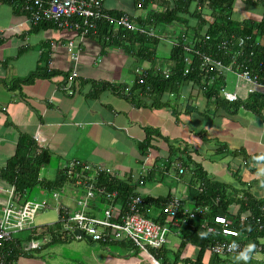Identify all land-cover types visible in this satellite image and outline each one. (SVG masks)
<instances>
[{
	"label": "crops",
	"instance_id": "obj_1",
	"mask_svg": "<svg viewBox=\"0 0 264 264\" xmlns=\"http://www.w3.org/2000/svg\"><path fill=\"white\" fill-rule=\"evenodd\" d=\"M245 2L247 4H244ZM263 2L264 0H236L232 10L234 16L231 14V17L238 20H260L264 12ZM151 5L156 4L151 2ZM104 6L109 10L126 11L132 15L142 16L144 11L143 7H137L135 0H104ZM26 16L16 11L9 1L0 0V208L8 197L7 190L10 187L1 175L2 170L5 169L8 159L13 156L20 135L35 140L37 130L42 137L37 139L44 143L43 149L49 157L48 164L42 166L41 170L48 165L54 168L55 175L52 179L56 178L58 171L72 159L94 167L109 168L112 174L124 178L142 171L145 175L150 174L153 167L162 170L170 155L169 144L165 139L167 138L175 143L179 142L181 147L185 144L192 145L190 157L201 165L212 179L221 180L220 178H225V173L228 172V178L232 182L233 173L238 170L242 183L248 185L254 194L264 195L263 108L261 113L243 110L235 114H216L210 118L207 112H211L208 108L212 96L208 99L204 95L196 94V90L189 83L181 88L185 95L175 96V99L181 97L183 101H176L179 105H185L188 101L196 109L179 112L177 119L169 108L152 106L149 96L140 99L143 100L141 104H136L131 101L127 92L123 96L114 87L119 84L127 85V75L131 74V78L133 77L132 70L142 66L139 62L135 61L134 67H126L130 58L117 48L102 49L96 36H86L81 40L69 29L43 27L42 23L30 25ZM162 30L172 29L164 26ZM70 39L80 47L76 68L79 82L75 85L73 94H67L60 89L73 69L70 54L66 49V43ZM44 43L47 47L42 46ZM43 53L47 70H58L61 73L36 77L31 83L10 89L9 86L16 77H24L36 67L44 65V62L40 61ZM156 64L158 66L159 62L154 65ZM144 65L143 67H147L150 62L147 60ZM103 82L109 85L102 87ZM167 97L172 98L168 94ZM216 121L221 122L220 126L216 125ZM148 129H157L160 134H151L146 140ZM142 144H145L144 148ZM217 146L238 154L222 157L214 153ZM142 151L145 155H141ZM253 156L260 158L252 163ZM244 160H249L247 167L242 165ZM169 170L168 177L147 179L144 186L140 187V193L151 194L155 198H165L167 194L172 193L183 195L186 189L185 181L172 176V169ZM227 182L230 183V180ZM48 195L51 196L50 193ZM155 208L152 204L149 214L157 215L159 211H154ZM59 226L49 225L43 237H35L41 239L42 251L38 248L31 253L20 255L14 264H49L43 258L44 253H48L44 252L46 245L57 241H65L68 250L78 255L77 264H118L123 256H131L126 264H135L139 259L138 255L144 259L142 264H151L129 241H99L107 246L106 249L111 248L106 254V259L99 262L94 259L95 252H86L78 245H70L69 235L84 237L74 232H65V236H62L61 231L58 232ZM173 237L177 238L172 239L174 247L169 248L167 244L171 240L168 238V243L166 242L160 250L163 261L169 264H193L198 248L187 244L179 252V238L176 235ZM257 254L259 253H253L252 259L262 261V257ZM212 255L206 251L203 262L210 261Z\"/></svg>",
	"mask_w": 264,
	"mask_h": 264
},
{
	"label": "trees",
	"instance_id": "obj_2",
	"mask_svg": "<svg viewBox=\"0 0 264 264\" xmlns=\"http://www.w3.org/2000/svg\"><path fill=\"white\" fill-rule=\"evenodd\" d=\"M6 2L10 0H4ZM141 2V7L144 8L145 13L137 15L136 17L129 14L132 21L139 25H144L147 28L153 29L155 35L147 37L144 34L139 33L137 30L127 28L120 23L116 22H101L98 21L96 31L90 32L88 36L93 35L97 37V42L101 45L102 49L105 47L117 48L128 58L134 59L137 63L150 62V65L144 69V71L137 77L135 75V69H133L134 77L132 83L129 85L119 84L114 87L115 90L121 95H125L126 88L129 86V98L136 104H141L142 98L150 97L155 108L167 107L170 109L172 114L177 119L179 112H188L196 109L195 106L190 105L186 101L183 108L180 109V105L176 102V99H169L167 94L172 93V96H178L182 86L187 82L196 80L198 75L197 71L193 68V65L186 63L184 56V49L181 47L183 45L182 34L188 37L194 32L197 35L206 32L210 34L213 40H217L220 37H229L232 33L238 34H252L254 40L262 39L260 46L253 48V62L251 64V69L258 73L261 80L264 81V12L260 20H251L244 18L241 20L231 17L232 7L235 0H135V4ZM152 4H156L151 5ZM255 3L256 1H250ZM200 4L202 7L197 8L196 5ZM264 8V2L262 3ZM153 6V7H151ZM206 8L209 7L212 22L208 23L203 19V15L208 13ZM15 8V7H14ZM16 11H20L19 7L15 8ZM104 10L114 16L126 11H115L104 8ZM128 13V12H127ZM195 21L194 23H192ZM171 23H177L179 27L178 36H180V44L172 45L167 58L166 66L169 68V76L163 77L162 72L164 70V65L162 66L158 59V45L160 42L157 39L158 36H162L164 30L162 27L168 26ZM43 27L55 26L51 22L42 21ZM206 26V27H205ZM195 36V34H194ZM252 39V42H253ZM261 41V40H259ZM43 47H47V44H43ZM40 61L44 62V65L36 67L33 71L29 72L26 76L17 78L13 80L10 84V89L20 88L22 84L31 83L36 77L40 76H52L57 73H61L58 70H47L45 66V53L40 57ZM153 63H152V62ZM159 62V65H154ZM154 65V66H153ZM157 67H160L156 69ZM165 67V68H166ZM68 77V76H67ZM66 77V81H67ZM141 79V80H139ZM79 82V75H76L74 80H72L71 92L69 89L64 88V84L60 86L67 94H73L75 91V85ZM203 81L201 80L200 83ZM219 83L218 80L215 84ZM102 87H107L109 84L101 83ZM214 84V85H215ZM215 87V86H214ZM218 90V89H217ZM264 94V93H263ZM208 95V94H207ZM127 97V96H125ZM182 105V104H181ZM210 105L214 108L210 112L211 115L227 113L235 114L241 109V102H226L225 100L212 101ZM243 106L248 110H253L254 112L261 113L262 108L264 109V96L262 93L256 92L248 96V100L243 103ZM210 108V107H209ZM148 137L151 134H160L157 129L146 130ZM169 144V157L167 162L163 164L162 170H157L153 167V172L147 175H143V178L133 180L132 177L124 178L123 176L110 175L106 172H101L97 176V182L99 184H104L110 190L117 191L118 203L121 205L125 204V201L133 193H140V187L144 186L147 179L152 178L162 179L168 177L171 172L172 176L178 177L183 182L186 183V189L182 197V205L179 209L178 216L183 215L185 208H191L194 204H206L209 206V218H213L215 214H226L229 212V206L234 203L238 205V212H253V215H260L264 209V196H256L248 187L243 189L237 188L234 184H227L220 182L218 180L212 179L203 168L192 160L189 153L193 151L192 145L180 146L179 142L174 140H169L165 138ZM145 147V144H142ZM36 144L29 136L20 135L18 142L16 144L15 152L13 156L8 159L5 169L2 170L4 179L10 183L14 184L15 191L19 195H25L30 197L32 195L33 188L37 185L38 187H44L46 190L52 185L51 180L39 179V173L42 166L47 165L49 162V157L45 153V149L37 151ZM214 153L220 156L238 154L235 151L226 150L225 148L217 146ZM141 155H145L142 151ZM253 158L259 159L260 156H255ZM181 161L184 166L183 174L177 173V168L174 165V161ZM165 169V170H164ZM236 181L242 185L240 180L239 171L233 173ZM59 177L55 178V182H58ZM142 182V183H141ZM202 184V187L198 185ZM239 186V185H238ZM201 188V191H200ZM238 192L241 193L243 197L238 198ZM146 197V210H144V215L148 218H152L154 221L163 223L166 214L160 213L164 202L170 197L171 194H167L164 197L155 198L153 195L142 194ZM218 200H215L216 197ZM103 199H100V203L104 204ZM154 204L155 209L159 212L155 216L149 214L150 206ZM200 220L194 221L193 227L190 225H182L176 227V233L179 238L178 251L180 252L187 244H191L198 248L196 257L193 264H260L261 261L253 260L251 255L255 252L253 249L250 254V259L245 262L243 260H236V255L239 251L233 253L224 254H213L211 260L207 263L203 262V256L206 252L208 246L214 241L227 240L236 241L240 243H256L259 236L264 235V231H258L255 226L253 227L251 223L246 222L243 225L235 223V228L238 229V235H223L219 233H207L200 226ZM250 229V230H249ZM207 233V235H202V233ZM174 235V233H171ZM253 241H251V240ZM262 253L264 254V244H262Z\"/></svg>",
	"mask_w": 264,
	"mask_h": 264
},
{
	"label": "built area",
	"instance_id": "obj_3",
	"mask_svg": "<svg viewBox=\"0 0 264 264\" xmlns=\"http://www.w3.org/2000/svg\"><path fill=\"white\" fill-rule=\"evenodd\" d=\"M9 3L25 12L28 16L27 19L32 24L41 21L53 22L60 27L73 30L80 39H83L89 32H95L98 21L120 23L147 37L157 36L152 29L134 23L131 16L126 12H122L117 16L106 12L103 0H10ZM138 6H140V2H138ZM197 6L201 8L200 5ZM181 37L184 39L181 47L187 53L185 56L186 63L191 65V53H195L199 58V69L206 74V84H213L215 80L222 78L227 72L235 74L234 90L228 91L224 85L219 84L216 86L218 90H215L213 97L217 95L228 101H235L247 99L250 94L256 92L264 93V81L261 80L258 73L249 67L250 58L253 55V45H260L262 41L256 40L253 43L249 34L239 36L237 38L238 45L250 47L249 53H246L243 49L237 50L226 64L211 54L202 52L201 47L205 44V40L188 39L183 34ZM158 38H161V36H158ZM208 38L209 36L206 35V39ZM172 44L178 46L180 36L177 35L176 42L172 41ZM232 46L233 40L228 38H223L217 43V47L225 53L229 52ZM67 51L74 62V67L69 72L67 81L65 80L64 88L69 89L71 92V82L77 75L76 68L80 47H77L74 40H69ZM163 75L168 77L169 68L164 69ZM192 88L196 90L195 93H200L202 89L197 85L192 86ZM177 165L179 173H182V165L180 163H177ZM63 171L67 178L66 182L76 189H81L82 195L74 200L77 209L73 210L71 205L60 201L58 192L53 193V198L57 201V218L61 225V235L65 236V232L71 234L75 229H79L90 239L103 243L129 241L140 250L145 259L151 264H168L163 261L160 255V250L168 240V234L176 233V227L182 225L193 227L194 221L198 219L200 220L198 226L207 233L212 234L221 232L223 235H238L235 223L243 225L246 222L251 223L258 231H264V218L262 215H253L251 212L240 213L237 210V205L230 210V213L225 215L216 214L213 218H209V206L199 203L194 204L191 208H185L184 214L178 216L183 198L178 197L179 195L176 193H172L164 202L160 213H165L166 217L164 222L160 223L144 215L143 209L146 210V197L144 195L133 193L125 201V204L121 205L118 203L116 190H110L106 185L97 182V176L101 172L114 175L109 168L94 167L73 159L65 165ZM143 175H145L144 171L131 175V177L135 180L143 178ZM7 192L8 197L0 208V264H14L18 256L40 248L43 245L42 241L35 237H43L49 227V224L35 225L33 223L35 210H38L39 207L45 209L49 206L46 199H41L39 204L32 203L15 193L13 186ZM100 199H103L101 202H104V204L101 208H98ZM18 232H25L27 237L15 236ZM237 243L240 247L232 249L230 247L231 241L218 240L210 244L208 250L213 254L220 255L240 251L248 244L247 242ZM255 245L254 249L260 248L259 244L255 243ZM138 257L140 260L138 259L134 263L142 264L144 259L140 255ZM130 258L123 256L118 264H126Z\"/></svg>",
	"mask_w": 264,
	"mask_h": 264
},
{
	"label": "rangeland",
	"instance_id": "obj_4",
	"mask_svg": "<svg viewBox=\"0 0 264 264\" xmlns=\"http://www.w3.org/2000/svg\"><path fill=\"white\" fill-rule=\"evenodd\" d=\"M236 2V0H235ZM235 2L233 4L232 10L234 9L235 6ZM244 2V1H243ZM250 3V2H248ZM244 4H247L246 2ZM144 10V9H142ZM144 12V11H143ZM231 14L234 16V12L232 11ZM168 27L172 28L177 34L179 33V25L177 23H171L170 25H168ZM171 32V31H169ZM171 35V33H167L166 31L163 32V35L161 36V38H158L160 40V44L158 45V61L160 62V64L165 68L167 65V56L169 55V51L170 48L172 46V38H170L169 36ZM174 35V34H172ZM177 36V35H176ZM70 59V58H69ZM135 61L130 60L129 63L126 65V67L128 66H132L134 67L135 65ZM142 66H145V61L140 63ZM127 69V68H126ZM125 74V72H124ZM131 74L127 75V84L131 83V80L133 79V77L131 78ZM18 77H16L15 79H17ZM236 81V76L234 73L232 72H228L227 75V82L224 84L225 89L228 91H232L234 89V83ZM177 102L183 101V98L179 97L177 100ZM179 105V104H178ZM181 108L184 107V105H180ZM207 116L208 117H213V115H211L209 112H207ZM219 124V125H218ZM221 122H217L216 121V125L220 126ZM217 130H219V128H216ZM227 161V160H226ZM225 178H227L226 180L231 182V179H229V173L226 172L225 173ZM55 173H54V168L50 167V165L45 166L41 172H40V177H43L45 179H52L54 177ZM39 187L36 185L33 188L32 191V195L30 197H28V200H30L32 203H37L39 204V201L43 198V197H47L50 201V205L49 207H46L45 209H42V207H39L38 210H35L34 212V216H33V221L35 224L37 225H42V224H49V225H60L58 223L57 217V209L55 207V200L51 198L50 195H45L43 193H41L40 191H38ZM59 193H60V201L71 205L73 207V210L77 209V205H75L74 200H77L81 195H82V190L81 189H76L75 187L69 185V183H64L62 185V187L58 188ZM242 197V196H241ZM100 207L102 205H99ZM154 211L158 212V209H155ZM51 222V224H50ZM59 231H61V225L59 226ZM172 234L169 233L167 236V239L170 238V243H168L167 245H169L170 247H174L175 243H173L174 240L172 239H177L174 238L173 236H171ZM15 236L17 237H26L25 232H18L15 234ZM71 237V238H70ZM68 238L70 239V242L73 247V245H78L80 247H82V249H84V251H93L95 253L94 254V259H97L99 262H103L104 259H106V254L107 252L111 249H106L105 247H107L106 245L101 244L99 241L93 240L92 242H89L88 240H86L85 238H76L73 234L69 235ZM261 240H263L261 238ZM69 242V241H68ZM56 243V244H55ZM68 244V243H67ZM46 251L44 252H48V253H44L43 258L45 260L48 261L49 264H77L78 260V255L76 256V254L73 251H69L68 247L66 246V242L65 241H57L54 243H49L46 245ZM40 251H42V248H40ZM86 251V252H87ZM54 252V253H53ZM258 256L262 257V261L260 262V264H264V254L259 251V254H257Z\"/></svg>",
	"mask_w": 264,
	"mask_h": 264
},
{
	"label": "clouds",
	"instance_id": "obj_5",
	"mask_svg": "<svg viewBox=\"0 0 264 264\" xmlns=\"http://www.w3.org/2000/svg\"><path fill=\"white\" fill-rule=\"evenodd\" d=\"M140 4H141V2H140ZM137 5V7L138 8H141L140 6H138V4H136ZM197 5H200V4H197ZM196 5V7L198 8V6ZM103 6H104V0H103ZM201 6V5H200ZM14 7V6H13ZM202 7V6H201ZM16 8V7H15ZM104 8H105V6H104ZM202 9H203V7H202ZM204 9H206L207 11H208V13H205L204 15H203V19L205 20V21H207L208 23H210V22H212V20H213V18L211 17V13H210V9H209V7L208 8H206V6L204 7ZM21 13H23L25 16L27 15L25 12H23V11H21ZM127 13V12H126ZM143 14L145 13V11L144 12H142ZM129 14V13H128ZM135 17L137 16V15H134ZM27 17V16H26ZM46 22H49V21H46ZM30 23V25H32V23L31 22H29ZM40 23H42V21L41 22H38V23H36V24H33V25H37V24H40ZM51 23H53V22H51ZM53 24H55V23H53ZM55 26L56 27H58V28H60V29H63V27H60V26H58L57 24H55ZM206 27V26H205ZM170 28V27H169ZM64 29H66V28H64ZM170 29H172V28H170ZM70 30V29H69ZM153 30V29H152ZM73 31V30H72ZM154 31V30H153ZM74 32V31H73ZM167 33H171V35L169 36L170 38H172V41H174V42H176V35H178L173 29L171 30V32H169V31H166ZM90 33V32H89ZM75 34H76V36L78 37V34L75 32ZM172 34H174V35H172ZM194 34H195V36H194ZM206 35H208L209 36V38L208 39H206ZM244 35H247V34H238V35H236V34H234V33H232L229 37H225V38H228V39H232L233 40V46L231 47V50L229 51V52H227V53H225L223 50H221V49H219L218 47H217V43L220 41V40H222L223 38H219V39H217V40H213L212 39V37L210 36V34H207L206 32H203V33H201V34H199V35H197L196 33H192L190 36H189V38L190 39H193V38H198V39H201V40H205V44L201 47V50H202V52H204V53H209V54H211L213 57H215V58H218V59H220V60H222L224 63H228L229 62V60H230V58H231V56L237 51V50H240V49H243L246 53H249V49H250V47L248 48V47H245V46H239L238 45V43H237V38L239 37V36H244ZM249 35H251V37H252V34H249ZM86 36H88V34L87 35H85L84 37H83V39L84 38H86ZM83 39H81V40H83ZM253 39V38H252ZM70 40H73V39H70ZM259 40H261L262 41V39L260 38ZM69 42V40L67 41V43ZM254 42H256V40H254L253 39V43ZM263 42V41H262ZM67 43H66V49H67ZM172 45H175V44H172ZM258 46H260V45H253V48L255 47V48H257ZM69 53V52H68ZM187 55V53L184 51V56H186ZM190 59L192 60V65H193V68L197 71V73H198V75L196 76L197 78H198V81H196V80H193V81H190V82H187L185 85L187 86V84L189 83V84H191V87L192 86H194V85H197L198 87H201L202 89H201V91L202 92H200V93H196V94H200V95H204L206 98H208L209 99V96L211 95L212 97H211V100H210V103L212 102V101H216V100H219V99H221V100H225L226 102H237V101H239V102H241V109H240V111H238L237 113H240V112H242L243 110H248L247 108H245L244 106H243V103L246 101V100H248V98L247 99H238V100H235V101H228L227 99H225V98H223V97H219V96H217V95H215V97H213V94H215V90H217V88H216V86L217 85H219V83H217V84H215L218 80L220 81V84L221 85H224L226 82H227V75H228V72L226 73V75L225 76H223L222 78H218L217 80H215L214 81V83L213 84H211V85H208V84H206V82H205V80H206V74L204 73V72H202L200 69H199V67H198V64H199V58L195 55V53H191V57H190ZM70 60L72 61V63H74L73 62V60L70 58ZM252 62H253V58H250V62H249V67L251 68V64H252ZM78 64V63H77ZM73 67H74V65H73ZM168 67V66H167ZM158 68H160V67H157L156 69H158ZM144 69L146 70V69H148V68H146V67H143V66H138V67H135V75L138 77L143 71H144ZM165 69V68H164ZM164 71V70H163ZM233 73V72H232ZM257 73V72H256ZM69 74V73H68ZM68 76V75H67ZM162 76L165 78V76L163 75V72H162ZM169 76V75H168ZM139 80H141V79H139ZM203 81L202 83H200V81ZM133 81V80H132ZM132 81H131V83H132ZM215 84V85H214ZM215 86V87H214ZM234 86H235V83H234ZM127 93L129 94V86H127ZM234 90V89H233ZM232 90V91H233ZM208 94V95H207ZM168 95H170L171 97H172V99H175V96H172V93H168ZM183 95H185L184 93H182V90H180V92L178 93V96H183ZM210 103H209V107L210 108H208V110L209 109H211V111L213 110V108H214V106L213 105H210ZM249 111V110H248ZM225 114H227V113H225ZM232 114V113H231ZM228 116V115H227ZM37 136H38V138H40L41 137V134L39 133V130H37V132H36V134L34 135V139L35 140H33L34 142H35V144H36V149H37V151H40V150H42L43 148H44V143H42V142H40V141H38V139H37ZM253 157H255V156H253ZM254 160H253V162L252 163H254V161H257V159L256 158H253ZM73 160V159H72ZM74 160H78V159H74ZM69 161H71V160H69ZM68 161V162H69ZM80 161V160H79ZM249 160H244V164H242L243 166H245V167H247V164H250L249 162H248ZM67 162V163H68ZM66 163V164H67ZM177 163H180L181 165H182V163H181V161H179V160H177V161H174V165L176 166V168H177V173H179V170H178V165H177ZM65 164V165H66ZM65 165L58 171V174H57V176L59 177V180H58V182H55L54 180H55V178L54 179H44L43 177H41V179H43V180H51L52 181V185H51V187L49 188V189H45L44 187H39V189H38V191H40L41 193H43V194H45V195H48L49 193L51 194V197H53V193L54 192H58L59 193V190H58V188H60V187H62V185L64 184V183H67L66 182V180H67V178H66V176L64 175V171H63V168L65 167ZM201 166V165H200ZM182 167H183V172L185 171L184 170V166L182 165ZM202 167V166H201ZM183 172L182 173H179V174H183ZM129 177H131V175L129 176ZM39 179H40V174H39ZM221 180H218V179H214V180H218V181H220V182H223V183H226L227 184V186H228V184H234L237 188H241V189H243V188H245V187H248L249 188V186L248 185H246L245 183H242V185H240L237 181H236V178H233V181L232 182H230V183H228L226 180H224L225 178H220ZM10 184V183H9ZM239 185V186H238ZM11 186H13L14 187V191H15V186H14V184H10V187ZM199 187H202V184H199L198 185ZM9 187V188H10ZM200 191H201V188H200ZM15 193H16V191H15ZM18 194V193H17ZM140 194H142V193H140ZM19 195V194H18ZM59 195H60V193H59ZM146 195H150V194H146ZM23 199H26V200H28V197H26L24 194L23 195H20ZM241 193L240 192H238V198H241ZM256 196H258V195H256ZM264 196V195H263ZM263 196H261V197H263ZM243 197V196H242ZM42 199H46L47 201H48V203H49V205H50V201H49V199L47 198V197H43ZM219 199V197L217 196L216 198H215V200H218ZM99 205H102L103 206V204L102 203H99L98 204V208H101ZM235 205H237V204H233V205H230L229 206V212H230V210L231 209H233V207L235 206ZM238 206V205H237ZM248 212H250V211H248ZM243 213H245V212H243ZM252 214H253V212H251ZM98 214H99V212H98ZM227 214V213H226ZM216 215V214H215ZM223 215V214H222ZM225 215V214H224ZM260 215H262V217L264 218V209H263V212H262V214H260ZM33 223H34V221H33ZM35 224V223H34ZM48 224V223H47ZM35 225H37V224H35ZM250 230V229H249ZM85 235V234H84ZM174 235H176L177 237H178V235L177 234H175L174 233ZM202 235H207V233L205 232V233H202ZM27 237V236H26ZM24 238V237H23ZM261 238L263 239V240H261ZM251 240V239H250ZM251 241H253V240H251ZM256 244H259L260 245V248L259 249H255V252L254 253H259V251H261L262 252V244H264V235H262V236H259L258 237V240H257V242H256ZM230 247L232 248V249H237V248H239L240 246H239V244L236 242V241H232L231 242V244H230ZM256 247V245H255V243H252V242H250V243H248L247 244V246L246 247H244V248H242L238 253H237V255H236V260H243V261H245V262H247L251 257H250V254L252 253V251H253V249ZM206 251H208V252H210L209 250H208V248H207V250ZM31 253V252H30ZM211 253V252H210ZM211 254H213V253H211ZM167 263V262H166ZM169 264V263H168Z\"/></svg>",
	"mask_w": 264,
	"mask_h": 264
},
{
	"label": "water",
	"instance_id": "obj_6",
	"mask_svg": "<svg viewBox=\"0 0 264 264\" xmlns=\"http://www.w3.org/2000/svg\"><path fill=\"white\" fill-rule=\"evenodd\" d=\"M74 234H76V235H80L81 237H84V238H86L87 240H90V238L87 236V235H84L79 229H75L74 230Z\"/></svg>",
	"mask_w": 264,
	"mask_h": 264
}]
</instances>
